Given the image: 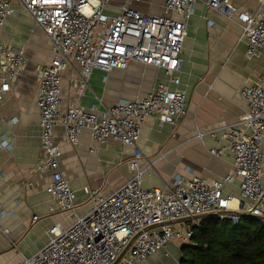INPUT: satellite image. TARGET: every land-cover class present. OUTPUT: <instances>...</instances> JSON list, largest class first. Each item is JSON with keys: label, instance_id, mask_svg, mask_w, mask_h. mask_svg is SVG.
I'll return each mask as SVG.
<instances>
[{"label": "built area", "instance_id": "built-area-1", "mask_svg": "<svg viewBox=\"0 0 264 264\" xmlns=\"http://www.w3.org/2000/svg\"><path fill=\"white\" fill-rule=\"evenodd\" d=\"M142 1L0 0V32L13 3L18 2L49 40L52 56L37 71V166L51 171L46 187L53 198L50 213L74 215L67 225H52L47 241L30 255H21L17 264H140L159 250L167 256L172 243L193 244V228L207 215L237 224L247 213L264 224V74L238 90L245 107L236 119L208 130L211 135L221 131L225 144L209 152L231 159L230 173L220 179L175 175L164 189L142 187L144 168L137 142L147 118L175 126L185 114L180 52L196 0H163L160 13L138 9L135 4ZM110 5L115 10L107 12ZM206 5L241 25L240 39L245 40L249 58L261 55L264 0L250 11L240 10L231 0H206ZM26 61L21 48L6 45L0 38V102L23 73ZM131 62L162 70L165 82L157 80L144 96L121 99L104 110L82 106L94 69L125 70ZM69 70L76 72L75 90L63 105L62 81ZM57 127L62 130L61 141L77 144L80 132L88 129L98 144L114 139L133 150L125 182L105 195L84 187L92 207L83 215L75 214V192L59 170L62 145L55 134ZM0 147L10 149L11 145L2 139ZM234 180L239 181L238 197L223 195L225 183ZM232 200L237 207L232 208ZM36 220L34 215L32 221Z\"/></svg>", "mask_w": 264, "mask_h": 264}, {"label": "crops", "instance_id": "crops-1", "mask_svg": "<svg viewBox=\"0 0 264 264\" xmlns=\"http://www.w3.org/2000/svg\"><path fill=\"white\" fill-rule=\"evenodd\" d=\"M231 1L242 11L254 10L259 5V0ZM114 6L107 7V12ZM135 6L160 13L163 0H143ZM12 9L0 38L6 45L21 48L27 61L23 73L14 79L10 92L0 102V141L5 139L11 145L10 149L0 147V255L15 252L35 225H46V231L55 223L67 225L74 216L50 213L53 198L46 187L51 171L37 166L40 155L37 71L51 58V46L18 2L13 3ZM240 35L239 23L207 7L206 0H196L194 12L186 22L180 52L179 77L186 96L185 114L175 126L160 125L156 118H147L137 142L142 152L139 163L144 168L142 187L164 189L175 175L220 179L231 172V159L209 152L211 147L225 144L221 131L211 135L208 130L234 121L245 107L238 90L264 74V51L258 58H249ZM75 73L69 70L64 75L63 105L74 95ZM157 80L165 82L162 70L138 62H131L125 70L94 69L81 104L86 109L95 106L104 110L121 99L144 96ZM61 133L57 127L55 134L59 141ZM78 139L77 144L61 141L59 170L75 192V214L83 215L92 207L84 187L105 195L125 182L130 177L128 162L133 159V150L114 139L98 144L88 129L80 132ZM90 148L94 150L89 151ZM238 185V180L225 183L223 195L231 193L237 198ZM231 206L237 207L236 200L231 201ZM34 215L38 217L35 225ZM65 217L70 219L68 223L63 222ZM172 246L173 243L168 249ZM37 249L21 255H30ZM14 257L9 256L8 260Z\"/></svg>", "mask_w": 264, "mask_h": 264}, {"label": "trees", "instance_id": "trees-1", "mask_svg": "<svg viewBox=\"0 0 264 264\" xmlns=\"http://www.w3.org/2000/svg\"><path fill=\"white\" fill-rule=\"evenodd\" d=\"M190 244L180 248L179 264H264V224L242 215L230 219L207 215L194 226Z\"/></svg>", "mask_w": 264, "mask_h": 264}, {"label": "rangeland", "instance_id": "rangeland-1", "mask_svg": "<svg viewBox=\"0 0 264 264\" xmlns=\"http://www.w3.org/2000/svg\"><path fill=\"white\" fill-rule=\"evenodd\" d=\"M115 10V9H113ZM198 133L201 131L197 130ZM63 222L68 223L70 219H62ZM38 222V221H37ZM34 222V225L35 223ZM40 223V222H39ZM46 225L38 224L31 228L28 234H26L24 241L18 246L14 251L0 255V264H17L20 260L21 252L27 254V251L37 249L38 246L43 245L46 242L47 230L45 231ZM183 244L174 243L171 248L168 249L169 253L167 256L164 255L163 251H157L155 254L151 255L144 263L140 264H179L178 258L180 256V248ZM14 257L8 260V257ZM8 260V262H7Z\"/></svg>", "mask_w": 264, "mask_h": 264}, {"label": "water", "instance_id": "water-1", "mask_svg": "<svg viewBox=\"0 0 264 264\" xmlns=\"http://www.w3.org/2000/svg\"><path fill=\"white\" fill-rule=\"evenodd\" d=\"M248 216H251V217H253L252 215H250V214H248Z\"/></svg>", "mask_w": 264, "mask_h": 264}, {"label": "bare ground", "instance_id": "bare-ground-1", "mask_svg": "<svg viewBox=\"0 0 264 264\" xmlns=\"http://www.w3.org/2000/svg\"><path fill=\"white\" fill-rule=\"evenodd\" d=\"M199 135V134H198Z\"/></svg>", "mask_w": 264, "mask_h": 264}]
</instances>
